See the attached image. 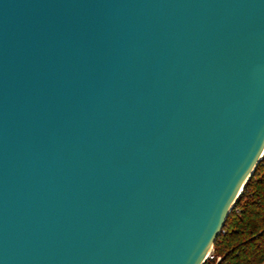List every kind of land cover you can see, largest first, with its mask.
<instances>
[{"label": "water", "instance_id": "1", "mask_svg": "<svg viewBox=\"0 0 264 264\" xmlns=\"http://www.w3.org/2000/svg\"><path fill=\"white\" fill-rule=\"evenodd\" d=\"M264 156V0H0V264H204Z\"/></svg>", "mask_w": 264, "mask_h": 264}, {"label": "trees", "instance_id": "2", "mask_svg": "<svg viewBox=\"0 0 264 264\" xmlns=\"http://www.w3.org/2000/svg\"><path fill=\"white\" fill-rule=\"evenodd\" d=\"M213 254L204 264H264V156L230 211Z\"/></svg>", "mask_w": 264, "mask_h": 264}, {"label": "built area", "instance_id": "3", "mask_svg": "<svg viewBox=\"0 0 264 264\" xmlns=\"http://www.w3.org/2000/svg\"><path fill=\"white\" fill-rule=\"evenodd\" d=\"M214 257V254H213V248L211 249L210 253L208 254V258H213ZM221 259L220 256L217 257V261H219Z\"/></svg>", "mask_w": 264, "mask_h": 264}]
</instances>
